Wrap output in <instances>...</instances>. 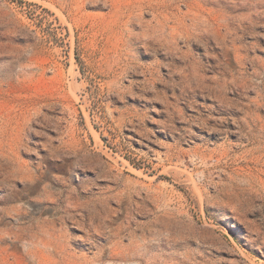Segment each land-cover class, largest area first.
Here are the masks:
<instances>
[{"label":"rangeland","instance_id":"374dc122","mask_svg":"<svg viewBox=\"0 0 264 264\" xmlns=\"http://www.w3.org/2000/svg\"><path fill=\"white\" fill-rule=\"evenodd\" d=\"M0 264H264V0H0Z\"/></svg>","mask_w":264,"mask_h":264}]
</instances>
